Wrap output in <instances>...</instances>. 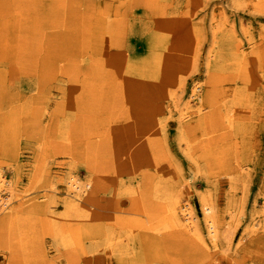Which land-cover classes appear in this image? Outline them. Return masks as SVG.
<instances>
[{"label":"rangeland","instance_id":"obj_1","mask_svg":"<svg viewBox=\"0 0 264 264\" xmlns=\"http://www.w3.org/2000/svg\"><path fill=\"white\" fill-rule=\"evenodd\" d=\"M0 173V264H264V0H0Z\"/></svg>","mask_w":264,"mask_h":264},{"label":"bare ground","instance_id":"obj_2","mask_svg":"<svg viewBox=\"0 0 264 264\" xmlns=\"http://www.w3.org/2000/svg\"><path fill=\"white\" fill-rule=\"evenodd\" d=\"M3 177H2V175L0 173V202H1V204H3L4 207L6 206V208H7V204H6L7 202H5V198L2 197L1 192L2 191H7V187L6 186H8L10 184V182L8 180H6L5 178H3ZM70 184H71L70 187L72 188L73 193L75 191L78 192V194H76L74 199L75 200H81V194L80 193L84 192L86 189L84 187L82 188V186L80 184H78V182H76V179H75V181L71 182ZM89 185H90V183L88 182V183L85 184V187L89 186ZM175 203H177V201ZM182 208H183V215L184 216H182L177 211V208H176V206L174 204L170 205L169 212H170V217H171V221L173 222V224H175L176 226H184V228L186 227V228H189V229L191 227L192 228L196 227V225L193 222L194 217L192 215L193 214L192 208L189 207L188 205L183 206ZM202 208H203V211H204L205 217H206L205 220H206V225H207V228H208L207 229L208 230V234L211 237V240L215 241L217 236H218V233H217L218 230H217V227H216V220L214 219V217H212L210 215L211 207L207 203H203Z\"/></svg>","mask_w":264,"mask_h":264}]
</instances>
